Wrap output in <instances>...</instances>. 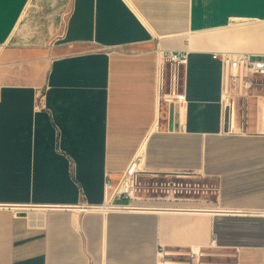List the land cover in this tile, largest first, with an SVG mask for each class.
<instances>
[{"label": "crops", "instance_id": "obj_1", "mask_svg": "<svg viewBox=\"0 0 264 264\" xmlns=\"http://www.w3.org/2000/svg\"><path fill=\"white\" fill-rule=\"evenodd\" d=\"M158 49L188 53L174 105ZM244 53L264 60V0H0V264H157L213 237L223 262L264 264V75L223 106L219 56ZM137 152L217 188L75 208Z\"/></svg>", "mask_w": 264, "mask_h": 264}, {"label": "built area", "instance_id": "obj_2", "mask_svg": "<svg viewBox=\"0 0 264 264\" xmlns=\"http://www.w3.org/2000/svg\"><path fill=\"white\" fill-rule=\"evenodd\" d=\"M157 101L169 104L179 103L181 95L179 85L181 69L188 60L187 51L157 50ZM223 65L224 93L223 106H229V80L237 81V93L250 86L249 76L253 74L264 75V60H253L249 54H221L219 56ZM160 93V96H159ZM142 177V179H141ZM145 178V179H144ZM175 178V179H174ZM185 179V180H182ZM190 173L172 171H156L147 169L144 165L143 155L136 153L129 165L120 174L118 180L113 182L105 179L104 188L106 197L100 204L81 203L75 208L82 212H109V211H148L150 207H143L133 203L135 200L149 195H159L167 199H174L185 194H213L216 184L210 182H197L189 180ZM188 250H179L159 245L156 252L157 264H212L203 260L209 255L207 248H217L216 239L204 247H184Z\"/></svg>", "mask_w": 264, "mask_h": 264}, {"label": "rangeland", "instance_id": "obj_3", "mask_svg": "<svg viewBox=\"0 0 264 264\" xmlns=\"http://www.w3.org/2000/svg\"><path fill=\"white\" fill-rule=\"evenodd\" d=\"M141 179H142V177H141ZM182 180H185V179H182ZM150 194H153V193H149V195ZM175 249L188 250V248H175ZM206 252H208L209 255L204 257L203 260L211 262L212 264H228L226 261L223 262V260H225V258L223 256L222 252L219 251V249L207 248Z\"/></svg>", "mask_w": 264, "mask_h": 264}]
</instances>
